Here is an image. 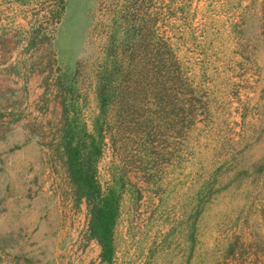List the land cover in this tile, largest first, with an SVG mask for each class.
<instances>
[{
    "label": "rangeland",
    "instance_id": "rangeland-1",
    "mask_svg": "<svg viewBox=\"0 0 264 264\" xmlns=\"http://www.w3.org/2000/svg\"><path fill=\"white\" fill-rule=\"evenodd\" d=\"M0 264H264V0H0Z\"/></svg>",
    "mask_w": 264,
    "mask_h": 264
},
{
    "label": "trees",
    "instance_id": "trees-1",
    "mask_svg": "<svg viewBox=\"0 0 264 264\" xmlns=\"http://www.w3.org/2000/svg\"><path fill=\"white\" fill-rule=\"evenodd\" d=\"M85 193L87 195H91V192H90L89 189L86 190ZM98 210H99V207L97 206V204L92 206V208H91L92 218H91L90 226H91V229L93 231L92 235H94L96 238H98L100 241H102V238H103V234H102L103 225L97 219V211Z\"/></svg>",
    "mask_w": 264,
    "mask_h": 264
}]
</instances>
